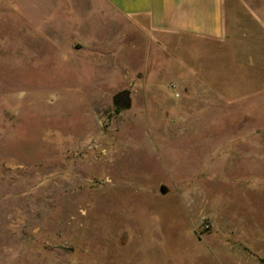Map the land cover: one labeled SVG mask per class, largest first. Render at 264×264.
I'll list each match as a JSON object with an SVG mask.
<instances>
[{"label":"rangeland","instance_id":"rangeland-1","mask_svg":"<svg viewBox=\"0 0 264 264\" xmlns=\"http://www.w3.org/2000/svg\"><path fill=\"white\" fill-rule=\"evenodd\" d=\"M224 1L223 37L153 42L0 0V264H264V0Z\"/></svg>","mask_w":264,"mask_h":264},{"label":"crops","instance_id":"crops-1","mask_svg":"<svg viewBox=\"0 0 264 264\" xmlns=\"http://www.w3.org/2000/svg\"><path fill=\"white\" fill-rule=\"evenodd\" d=\"M148 39L162 35L219 39L225 32L224 0H107Z\"/></svg>","mask_w":264,"mask_h":264},{"label":"water","instance_id":"water-1","mask_svg":"<svg viewBox=\"0 0 264 264\" xmlns=\"http://www.w3.org/2000/svg\"><path fill=\"white\" fill-rule=\"evenodd\" d=\"M132 101L129 91H122L115 97V106L122 110L130 109ZM165 189H162V193H165Z\"/></svg>","mask_w":264,"mask_h":264}]
</instances>
